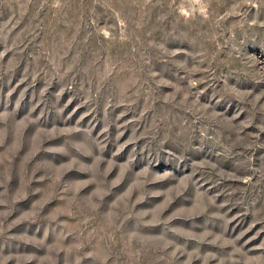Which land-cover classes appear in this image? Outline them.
Segmentation results:
<instances>
[{
  "label": "rangeland",
  "instance_id": "obj_1",
  "mask_svg": "<svg viewBox=\"0 0 264 264\" xmlns=\"http://www.w3.org/2000/svg\"><path fill=\"white\" fill-rule=\"evenodd\" d=\"M0 264H264V0H0Z\"/></svg>",
  "mask_w": 264,
  "mask_h": 264
}]
</instances>
